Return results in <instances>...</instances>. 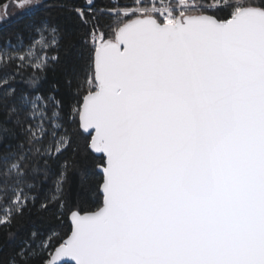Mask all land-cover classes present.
<instances>
[{"label":"snow or ice","instance_id":"1","mask_svg":"<svg viewBox=\"0 0 264 264\" xmlns=\"http://www.w3.org/2000/svg\"><path fill=\"white\" fill-rule=\"evenodd\" d=\"M0 264H264V0H0Z\"/></svg>","mask_w":264,"mask_h":264}]
</instances>
